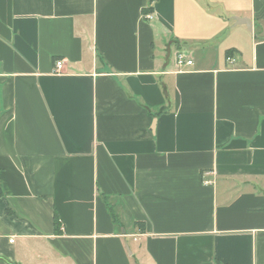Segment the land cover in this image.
Returning a JSON list of instances; mask_svg holds the SVG:
<instances>
[{
    "label": "crops",
    "instance_id": "1",
    "mask_svg": "<svg viewBox=\"0 0 264 264\" xmlns=\"http://www.w3.org/2000/svg\"><path fill=\"white\" fill-rule=\"evenodd\" d=\"M0 264H264V0H0Z\"/></svg>",
    "mask_w": 264,
    "mask_h": 264
},
{
    "label": "built area",
    "instance_id": "2",
    "mask_svg": "<svg viewBox=\"0 0 264 264\" xmlns=\"http://www.w3.org/2000/svg\"><path fill=\"white\" fill-rule=\"evenodd\" d=\"M146 18L148 19V20H151V19H153V14H148L147 16H146ZM178 60H179V63H184V64H187V65H192V61H190V60H186V58H185V55L184 54H179L178 55ZM63 67H64V61H62V60H59V61H57L56 62V65H55V73H62V70H63ZM205 184H211L212 182H210V181H205L204 182Z\"/></svg>",
    "mask_w": 264,
    "mask_h": 264
},
{
    "label": "water",
    "instance_id": "3",
    "mask_svg": "<svg viewBox=\"0 0 264 264\" xmlns=\"http://www.w3.org/2000/svg\"><path fill=\"white\" fill-rule=\"evenodd\" d=\"M235 21L239 25H246L247 29L251 32L252 31V23L249 19H241V18H235Z\"/></svg>",
    "mask_w": 264,
    "mask_h": 264
},
{
    "label": "trees",
    "instance_id": "4",
    "mask_svg": "<svg viewBox=\"0 0 264 264\" xmlns=\"http://www.w3.org/2000/svg\"><path fill=\"white\" fill-rule=\"evenodd\" d=\"M56 221H55V231L56 232H58V230H59V227H60V221H59V218L58 217H56V219H55Z\"/></svg>",
    "mask_w": 264,
    "mask_h": 264
}]
</instances>
